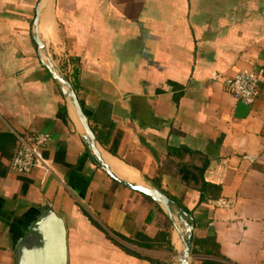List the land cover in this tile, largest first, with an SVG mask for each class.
Masks as SVG:
<instances>
[{"label":"crops","instance_id":"1","mask_svg":"<svg viewBox=\"0 0 264 264\" xmlns=\"http://www.w3.org/2000/svg\"><path fill=\"white\" fill-rule=\"evenodd\" d=\"M36 16L111 169L181 198L192 235L214 236L219 255L191 254L190 264H264V0H0V264L14 263L45 203L64 220L68 264H176L178 253L162 207L95 163L43 64ZM241 70L263 76L252 104L224 87ZM38 132L50 135L52 171H12L16 135ZM203 160V179L220 193L199 204ZM160 230L173 251L118 236Z\"/></svg>","mask_w":264,"mask_h":264},{"label":"water","instance_id":"2","mask_svg":"<svg viewBox=\"0 0 264 264\" xmlns=\"http://www.w3.org/2000/svg\"><path fill=\"white\" fill-rule=\"evenodd\" d=\"M37 24L38 16L35 17L33 22L34 40L43 64L53 79L59 82L63 94L69 98L83 129L85 143L94 156L95 161L111 179L148 196L162 207L179 238L180 250L178 251L177 264H190L192 223L187 220L185 213L180 209H172L169 197L161 189L149 185L146 181H144V184H140L121 178L103 159L97 138L88 123L87 116L82 110L75 90L67 77L57 70L51 61L45 46L37 35ZM188 217L190 218L191 216L188 215ZM13 264H68L67 231L64 220L47 203L40 208L39 213L18 243Z\"/></svg>","mask_w":264,"mask_h":264},{"label":"built area","instance_id":"3","mask_svg":"<svg viewBox=\"0 0 264 264\" xmlns=\"http://www.w3.org/2000/svg\"><path fill=\"white\" fill-rule=\"evenodd\" d=\"M262 81L263 76L258 71L241 70L225 79L224 87L238 100L245 104H252L259 94V84ZM49 139L50 135L44 132L28 137L16 135L17 144L10 162V169L16 173H28L34 169H41L44 173L51 172L52 163L43 155Z\"/></svg>","mask_w":264,"mask_h":264},{"label":"trees","instance_id":"4","mask_svg":"<svg viewBox=\"0 0 264 264\" xmlns=\"http://www.w3.org/2000/svg\"><path fill=\"white\" fill-rule=\"evenodd\" d=\"M95 163H96V161H95ZM206 166H207V161L203 160L202 164L198 168V171L200 174V184L198 187V191L200 192V196H199V200H198L199 204L206 201L208 198H216L220 193V187L218 185L209 183L203 179L202 175H203V172H204ZM166 195L169 197L171 203H173L175 206H177L178 209H180L182 212H184L186 216H188L189 214H192V210L187 209L181 203V198H178L176 196H172L170 194H166ZM148 219H149V217H147V220ZM90 220L94 226H96L100 230L104 231V229L95 220H93L92 218H90ZM189 222H191V223L193 222L192 218H190ZM104 232L108 236V238L111 240V242H113L115 245H117L125 253L130 254V255H134L138 258H143V256L139 255L134 250L128 248L124 244H121L120 242L115 240L106 231H104ZM118 236L124 240L129 241V242L134 241V243H136L139 246H142L144 248H150L154 244H156L158 247H164L168 251H173V246L171 245L170 240L167 238L168 233L165 230H160L152 238L148 237L147 235H145L142 232H137L135 234V236H134L135 240L134 239H132V240L127 239L121 235H118ZM191 243H192L191 254L219 255L218 244H217L214 236H212V235H208L205 237H197V236L192 235ZM0 255H1V252H0ZM147 260H149L152 264H166V263H163L162 261L157 260V259L148 258ZM200 264H213V263H211L210 261H202Z\"/></svg>","mask_w":264,"mask_h":264},{"label":"rangeland","instance_id":"5","mask_svg":"<svg viewBox=\"0 0 264 264\" xmlns=\"http://www.w3.org/2000/svg\"><path fill=\"white\" fill-rule=\"evenodd\" d=\"M57 70H58V69H57ZM59 71H60V70H59ZM61 72H62V71H61ZM172 209H173V210H175V207L173 206V207H172ZM157 212H158V213H160V211H157ZM161 221H162V223H163V224H165V225H166V222H165V220H161ZM171 224H172V223H171ZM10 246H11V245H8V247H10ZM177 247H178V251H179V250H180V245L178 244V245H177ZM10 248H11V247H10ZM174 255H175L176 264H177V257H178V253H175Z\"/></svg>","mask_w":264,"mask_h":264}]
</instances>
